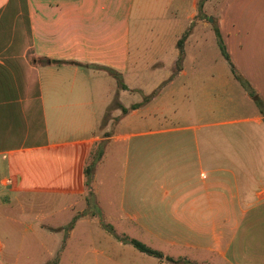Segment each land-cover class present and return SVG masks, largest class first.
Returning <instances> with one entry per match:
<instances>
[{"label":"crops","instance_id":"obj_1","mask_svg":"<svg viewBox=\"0 0 264 264\" xmlns=\"http://www.w3.org/2000/svg\"><path fill=\"white\" fill-rule=\"evenodd\" d=\"M179 1L0 0V178L12 182L0 189V255L15 209L47 260L63 227L74 219L67 245L90 223L76 213L101 192L108 221L167 257L264 264V0H222L217 24L260 106L225 59L220 69L177 68L186 31L168 34L166 19L182 16ZM199 2L187 0L190 23ZM31 195L75 203L36 205Z\"/></svg>","mask_w":264,"mask_h":264},{"label":"rangeland","instance_id":"obj_2","mask_svg":"<svg viewBox=\"0 0 264 264\" xmlns=\"http://www.w3.org/2000/svg\"><path fill=\"white\" fill-rule=\"evenodd\" d=\"M190 1L191 0H189V3ZM192 1L195 2L197 0ZM199 1L204 2L203 9L201 15L197 16V18L195 19L196 22L194 24L193 22H189V19H191V17L189 16L190 14L187 13V11H189L187 0H181L176 3L177 7L179 5L183 7V14L181 17L177 16V18L174 20L173 18L166 19L169 25L168 29L171 28L168 34H177L181 31L182 33H184L185 31H187L188 33L190 31L193 32H191L193 36L189 43L184 45L186 43L184 41V44H182V48L186 51V57H183V60L185 61L187 68L193 66V64L209 65L213 68L218 69L226 67L228 63L224 60L221 54L219 48V40L213 29V25L218 24V20H220L219 14L221 13L222 0ZM172 8L169 7L166 9V15H168V17L171 14ZM160 21L162 22L163 18L160 19ZM167 56L169 55H166L162 59L164 63L166 62V60H168ZM165 71L158 72L159 77L163 76V74L166 73ZM24 199H26V202H34L36 205L41 203H48L52 205V207L54 205H57L60 208L75 203V200L72 201L69 198L55 199L54 197H52V199H50L46 198V196L35 195H31L28 197L26 196L24 197ZM86 202L89 204L87 210L85 208L84 211H78L82 210L81 206L83 204L81 202L79 204L77 203L75 209L73 210H75L74 213L78 211L76 213L77 217L80 216V214L89 217L88 221L90 223H86L87 225L80 224L76 231V234L73 236L70 242H67V245L65 243V239H67L66 236L68 228L63 227V229H61V231L59 232V248L54 257L47 260H45L44 257V250L40 247V244L37 241L38 236L36 237L35 235L36 238H34L32 232H30L29 235L25 236V232L22 231L23 229H25V226L22 225H24V222L26 220L25 218H22L23 216L20 218L21 214L15 209L14 217H17L19 220H17L16 224L12 223V225L8 226L10 227V229L5 224L7 229L10 230H8L9 232H7L6 234H8L10 237H4L3 239L5 248L2 255H0V263L51 264L54 262L56 257H58V264H159V261L156 258L140 253L130 245L119 244L113 236L108 234V232L100 227V223L103 222L105 224H108V226L111 227L115 233L119 235H126L125 231H123L124 227H122L119 222H110L108 221V218H106V216H112L113 214L109 212V208H105V212L101 209L103 203V196L101 192L95 201L92 196H86ZM32 214H34V212ZM71 214L72 210H64L60 214L62 218L61 220L63 221ZM46 222L50 221L46 220ZM25 223L30 224V222L28 221ZM11 228H13L12 231ZM127 233L133 234V236H135L134 231L131 229H129ZM50 239L51 238L44 239L43 244L45 245L46 243L47 245H56V243H58V239L54 241ZM141 239L144 238L141 237ZM137 241L140 242V240ZM154 245L155 244H152V246L149 248H154V250L158 249L156 248L157 246Z\"/></svg>","mask_w":264,"mask_h":264},{"label":"trees","instance_id":"obj_3","mask_svg":"<svg viewBox=\"0 0 264 264\" xmlns=\"http://www.w3.org/2000/svg\"><path fill=\"white\" fill-rule=\"evenodd\" d=\"M203 1H200L199 4H198V16L201 15L202 13V7H203ZM203 15V14H202ZM214 26V32L219 40V48H220V51H221V54L223 56V58L229 63V65L231 66L232 68V71L233 73L235 74V77L236 79L241 83V85L247 90V92L250 94V97L253 98V100L256 102L257 105H261L258 97L256 96L257 94L253 91V89L250 87V85L245 82L238 74H236L235 72V67L234 65L231 63L230 61V58L226 52V49L224 47V44L222 42V38H221V34H220V31H219V28L216 25H213ZM188 32L186 31L182 38L178 41V43L176 44V48L178 49V52H179V55H178V60H177V68H179V65L182 63L183 61V57H184V51H183V48H182V44H184V41L186 40V38L188 37ZM46 63H48V60L45 61ZM104 71H106L110 76H112L113 79H115L119 86L124 88V85L122 83V79H121V76L119 74H117L116 72L112 71L111 69H105ZM156 93V91L154 93H152L150 96H148L147 98H145L141 104L139 105H133L131 108H138L140 106H142L143 104H145L146 102L149 101V99L151 97H153V95ZM115 106H118V104H115ZM122 108V107H121ZM128 112L127 109L125 108H122V113L123 114H126ZM94 163H92L91 165H89L86 169H85V176H86V185L87 187L89 188L88 191L91 190V186H92V172H93V168H94ZM88 196H92L91 195V192H88ZM89 205V204H88ZM91 205V204H90ZM74 222V219L73 221L70 223V225L67 227L68 230L72 227V223ZM100 226L108 232V234H110L111 236H113L116 241L118 243H121L123 245H130L132 246V248H134L135 250H137L138 252L140 253H143L147 256H150V257H154L156 258L159 262H162V263H167V264H192L191 262L187 261V260H184L182 258H178V259H173V258H170V257H165L162 253L160 252H157V250H154V249H151L147 246H145L144 244L136 241L135 239L133 238H130L126 235H119L117 233L114 232V230L108 226V224H105L103 222L100 223ZM59 263V259L58 257H56V259L54 260L53 263L51 264H58Z\"/></svg>","mask_w":264,"mask_h":264},{"label":"built area","instance_id":"obj_4","mask_svg":"<svg viewBox=\"0 0 264 264\" xmlns=\"http://www.w3.org/2000/svg\"><path fill=\"white\" fill-rule=\"evenodd\" d=\"M11 185H12L11 180L0 178V189L3 188L4 186H10L11 187Z\"/></svg>","mask_w":264,"mask_h":264}]
</instances>
